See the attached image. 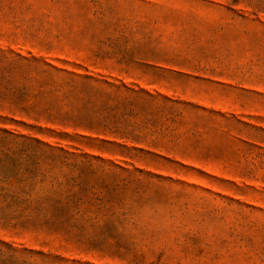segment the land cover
<instances>
[{"label": "rangeland", "instance_id": "1", "mask_svg": "<svg viewBox=\"0 0 264 264\" xmlns=\"http://www.w3.org/2000/svg\"><path fill=\"white\" fill-rule=\"evenodd\" d=\"M0 129V264H264V0H0Z\"/></svg>", "mask_w": 264, "mask_h": 264}, {"label": "trees", "instance_id": "2", "mask_svg": "<svg viewBox=\"0 0 264 264\" xmlns=\"http://www.w3.org/2000/svg\"><path fill=\"white\" fill-rule=\"evenodd\" d=\"M46 85V82L41 84ZM52 91H59L54 89ZM38 94V91L37 93ZM36 94H31L29 90H22L20 96L24 101L26 97H34ZM47 104H50L48 102ZM116 131L120 132L118 129L126 132V126L116 125ZM134 130V129H132ZM8 139V140H7ZM26 136L14 134L10 131L0 129V209L6 207H17L21 204L29 205L31 203V193L30 190L35 185L44 184L45 175L43 172H39L37 169V160L31 159V155L27 153L28 146H25ZM8 141V142H6ZM37 143L43 144L47 147L49 145L42 143L41 141L35 139ZM105 142H108L104 140ZM9 143V144H7ZM9 145V146H7ZM84 189L80 188L69 196L65 198H59L58 200L52 202L55 205V209L52 212H44V216H49L48 220L54 221H68L74 217L79 209H75L74 213H71L69 209V204L74 202L82 203L84 201ZM48 199L46 196L37 197V201H46ZM74 199V200H73ZM35 214V213H33ZM39 215L38 213H36Z\"/></svg>", "mask_w": 264, "mask_h": 264}]
</instances>
